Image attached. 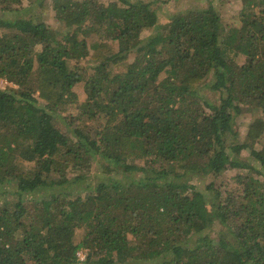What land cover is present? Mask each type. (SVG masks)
<instances>
[{"label": "trees", "instance_id": "obj_1", "mask_svg": "<svg viewBox=\"0 0 264 264\" xmlns=\"http://www.w3.org/2000/svg\"><path fill=\"white\" fill-rule=\"evenodd\" d=\"M162 1L0 0V264H264V0Z\"/></svg>", "mask_w": 264, "mask_h": 264}, {"label": "rangeland", "instance_id": "obj_2", "mask_svg": "<svg viewBox=\"0 0 264 264\" xmlns=\"http://www.w3.org/2000/svg\"><path fill=\"white\" fill-rule=\"evenodd\" d=\"M102 1H107V0H102ZM156 1L157 3L155 4V7L157 9V12H159L160 16H163L164 20H167L169 18L170 13L172 12L173 6L170 5L169 3L168 4L164 3L162 0H156ZM184 1L185 2H183V4L180 6L181 9L195 7V6H198L199 4H202L203 6L207 5V0H200V1L199 0H184ZM212 1L217 6V9L220 11V13H222L224 20L228 24L237 20L236 18L237 12L241 7L240 2H238L237 0H219V1L212 0ZM42 2L43 0H25L24 4H26L30 8L32 14L38 16L39 18H46V19L52 18V12L50 11L51 5H49L48 3L41 4ZM147 33L148 31L145 34ZM9 84L13 87H17L14 84L8 83L6 80L0 79V87L4 88L8 86ZM75 90L79 96V99L83 101L86 98L83 82L78 83L75 87ZM201 93L207 96L208 98H212V99L216 98L214 97V93L206 87L201 90ZM246 110L247 109H245L244 111ZM256 114L258 113L250 110V111L244 112L243 115L240 116L238 121L240 124L239 129L242 135L246 133L248 122H250L254 118V115ZM243 156L247 157V153L244 152ZM243 172L245 171L239 170V169H229L221 177V180L216 179V184L218 187L221 186L223 190L225 188H230L232 186L236 187V184H235L237 181L236 176L238 174H242ZM93 175L95 176L93 178L95 182L96 179L99 178L101 173L97 171H93ZM68 177H72V175ZM211 180L212 178H208V177L192 176L189 182L191 184L192 183L199 184L203 188ZM221 183H226V184L222 185ZM211 197H214V195H212ZM220 227L221 225L217 222L213 224L212 229H211V235L215 237L217 240L219 238L218 229Z\"/></svg>", "mask_w": 264, "mask_h": 264}, {"label": "built area", "instance_id": "obj_3", "mask_svg": "<svg viewBox=\"0 0 264 264\" xmlns=\"http://www.w3.org/2000/svg\"><path fill=\"white\" fill-rule=\"evenodd\" d=\"M78 256L80 260H84L86 258V250H80Z\"/></svg>", "mask_w": 264, "mask_h": 264}]
</instances>
